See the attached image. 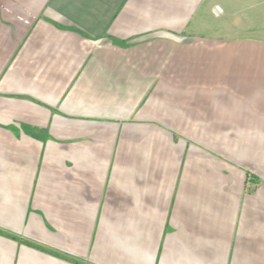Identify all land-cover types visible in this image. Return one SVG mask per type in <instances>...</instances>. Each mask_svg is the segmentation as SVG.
<instances>
[{
	"label": "crops",
	"instance_id": "0c3cea01",
	"mask_svg": "<svg viewBox=\"0 0 264 264\" xmlns=\"http://www.w3.org/2000/svg\"><path fill=\"white\" fill-rule=\"evenodd\" d=\"M250 17L0 0V264H264Z\"/></svg>",
	"mask_w": 264,
	"mask_h": 264
},
{
	"label": "rangeland",
	"instance_id": "374dc122",
	"mask_svg": "<svg viewBox=\"0 0 264 264\" xmlns=\"http://www.w3.org/2000/svg\"><path fill=\"white\" fill-rule=\"evenodd\" d=\"M222 0L229 7L230 12L240 7L241 14L247 15L254 22L248 28L247 33L242 32L241 36L248 35L264 40V0ZM216 7V6H215ZM220 8V7H219ZM256 14L255 17L253 15ZM239 36L240 34H235Z\"/></svg>",
	"mask_w": 264,
	"mask_h": 264
},
{
	"label": "built area",
	"instance_id": "2783aa9c",
	"mask_svg": "<svg viewBox=\"0 0 264 264\" xmlns=\"http://www.w3.org/2000/svg\"><path fill=\"white\" fill-rule=\"evenodd\" d=\"M220 10H221V9L219 8V6H216V7H215V11H216V13H218Z\"/></svg>",
	"mask_w": 264,
	"mask_h": 264
}]
</instances>
